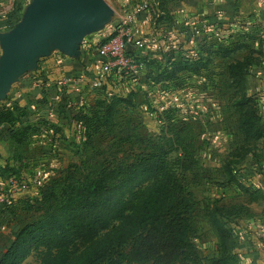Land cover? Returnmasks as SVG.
<instances>
[{"label":"rangeland","instance_id":"obj_1","mask_svg":"<svg viewBox=\"0 0 264 264\" xmlns=\"http://www.w3.org/2000/svg\"><path fill=\"white\" fill-rule=\"evenodd\" d=\"M148 4L149 11L155 10L154 4ZM11 7L10 0H0V14ZM168 17L156 19V24L163 25ZM204 18L207 24H202L198 43L184 44L178 37L167 42L150 39L145 50L132 53L140 66L137 73L130 66L117 65L108 84L89 87L85 97L75 101L69 120L53 126L59 128L55 144L42 151L35 145L31 161L22 169L32 171L39 166L51 173V179L68 173L83 175L116 148L137 152L161 145L169 151L170 161L195 202L193 241L203 263L213 264L222 254L215 220L235 235L254 212L264 215V193L259 194L264 192V83L257 81L260 76L264 82V68L258 65L264 52L259 37L249 40L245 48L231 49L226 32L214 29L216 23L209 16ZM115 32L116 27L108 26L107 38ZM249 60L245 83L244 72L234 65ZM246 95L254 99L251 106L261 117L257 127L261 138L243 125L246 107L240 101ZM48 138L52 135L44 131L42 139ZM43 186H32L12 202L21 225L45 213ZM238 208L242 210L237 212ZM6 233L0 254L10 241ZM238 244L236 234L229 250L233 256L238 255ZM23 264L38 262L30 256Z\"/></svg>","mask_w":264,"mask_h":264},{"label":"crops","instance_id":"obj_2","mask_svg":"<svg viewBox=\"0 0 264 264\" xmlns=\"http://www.w3.org/2000/svg\"><path fill=\"white\" fill-rule=\"evenodd\" d=\"M74 1L80 9L72 15L52 12ZM142 2L154 4L155 10L136 13ZM10 4L9 11L0 14L1 19L17 15L11 27L0 28V113L11 110L17 117L13 123L0 124V186L10 175L24 174L27 169L22 167L31 161L35 145L42 151L55 144L59 128L55 131L53 126L74 113L75 101L91 87L87 81L99 75L97 46L107 38L108 26L115 30L121 23L130 24L146 42L178 37L184 44L198 43L202 24H207L204 17L209 16L216 23L214 29L226 32L232 49L245 48L259 37L264 52V0H10ZM164 15L170 17L163 25L156 24ZM128 47L133 54L139 50ZM258 65L263 69L264 60ZM44 131L52 139H42ZM18 220L0 206V241L8 232L10 244L21 226ZM244 223L234 235L239 240L238 264H264V215L254 212Z\"/></svg>","mask_w":264,"mask_h":264},{"label":"trees","instance_id":"obj_3","mask_svg":"<svg viewBox=\"0 0 264 264\" xmlns=\"http://www.w3.org/2000/svg\"><path fill=\"white\" fill-rule=\"evenodd\" d=\"M16 21V14L0 17V28ZM250 63L234 68L245 74ZM243 79L246 83L247 74ZM251 98L240 101L246 107L243 125L259 137L261 117ZM16 117L3 111L0 124ZM41 195L45 213L20 226L1 252L0 264H23L30 256L38 264H204L193 241L195 202L161 145L137 152L116 148L83 175L51 179ZM12 205L0 203L17 219ZM216 222L222 254L213 264H235L238 255L229 251L233 231Z\"/></svg>","mask_w":264,"mask_h":264},{"label":"built area","instance_id":"obj_4","mask_svg":"<svg viewBox=\"0 0 264 264\" xmlns=\"http://www.w3.org/2000/svg\"><path fill=\"white\" fill-rule=\"evenodd\" d=\"M149 10V4L142 2L136 7V13ZM132 44L135 48L143 50L146 48V41L137 37L134 30L127 25H120L116 28L115 34L101 42L97 46V53L101 58L99 75L90 78L87 83L92 88H100L108 84L109 76L117 65L130 66L133 72L139 71V64L134 57L128 53V46ZM87 78H82L81 80ZM51 114V113H50ZM51 180V173L37 166L32 171H26L23 175H10L1 183L0 203L10 204L16 197L30 192L32 186L39 187Z\"/></svg>","mask_w":264,"mask_h":264},{"label":"water","instance_id":"obj_5","mask_svg":"<svg viewBox=\"0 0 264 264\" xmlns=\"http://www.w3.org/2000/svg\"><path fill=\"white\" fill-rule=\"evenodd\" d=\"M80 9V3L78 1H74L68 5H61L53 9L52 12L56 15L61 16H70L73 13L77 12Z\"/></svg>","mask_w":264,"mask_h":264}]
</instances>
